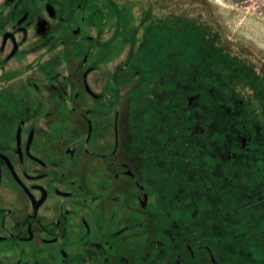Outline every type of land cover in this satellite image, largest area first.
<instances>
[{
  "label": "flooded vegetation",
  "instance_id": "flooded-vegetation-1",
  "mask_svg": "<svg viewBox=\"0 0 264 264\" xmlns=\"http://www.w3.org/2000/svg\"><path fill=\"white\" fill-rule=\"evenodd\" d=\"M151 9L128 33L117 0H0V264H264V112L205 62L174 97Z\"/></svg>",
  "mask_w": 264,
  "mask_h": 264
},
{
  "label": "rangeland",
  "instance_id": "rangeland-1",
  "mask_svg": "<svg viewBox=\"0 0 264 264\" xmlns=\"http://www.w3.org/2000/svg\"><path fill=\"white\" fill-rule=\"evenodd\" d=\"M124 6L126 15L135 16L134 20L129 23L128 33H130L135 24L140 22L138 7L141 11L152 7V17L156 20L161 19L167 27L171 26L173 43L166 41L156 43L157 46L148 45L145 47L150 52H158V57L154 61L157 64L159 72L169 66L174 71L172 77L173 95L182 101L185 94V88L182 86V72L188 68H193L195 64L203 62L209 66L202 69V76L206 85L216 86L222 94H229L233 97H241L248 104L245 110L255 115L260 124H263V112L261 108V98L264 91V22H255L243 17L241 13L231 8L234 0H117ZM171 7V9H170ZM171 13L172 16H166ZM113 22V21H112ZM165 26L164 24H162ZM142 24V32H143ZM161 30L163 37L166 29ZM141 35V33H138ZM139 39V38H138ZM134 46V47H133ZM132 47L137 48V44ZM129 44L126 43L122 50V55L128 52ZM121 49V48H120ZM153 50V51H151ZM171 53L170 59L166 54ZM212 55V56H209ZM206 56L207 59L203 60ZM146 63L150 64V62ZM134 64V61L132 62ZM152 64V63H151ZM172 65V66H171ZM148 68L147 65L143 66ZM168 68V69H169ZM164 72H162L163 74ZM145 74V73H144ZM157 77V93L159 101L164 103L165 98L161 95L169 82L164 78L165 75ZM248 75V76H247ZM145 82H151V77L145 75ZM153 79V78H152ZM144 82V83H145ZM259 82V85H258ZM143 83V84H144ZM142 90V101H148L150 92L155 89L144 85ZM162 89L160 90V88ZM152 89V91H149ZM126 98L124 99L122 116H130L129 103L135 93L134 82H128L124 86ZM258 91V95L255 92ZM259 91L261 93H259ZM225 98L227 103H232L230 98ZM206 100L211 101V94H205ZM244 97H247L246 99ZM130 98V99H129ZM184 99V98H183ZM185 100V99H184ZM183 100V101H184ZM254 106V108H253ZM210 118L205 120L208 122ZM178 121V120H175ZM128 123V119H126ZM181 130L178 127L174 130L173 135L178 136ZM179 141L183 137H179ZM125 146L129 148L128 144ZM132 146V145H131ZM130 146V147H131ZM191 150H197L199 147L191 146ZM196 148V149H195ZM208 182V181H207ZM209 183V182H208ZM210 184V183H209Z\"/></svg>",
  "mask_w": 264,
  "mask_h": 264
},
{
  "label": "built area",
  "instance_id": "built-area-1",
  "mask_svg": "<svg viewBox=\"0 0 264 264\" xmlns=\"http://www.w3.org/2000/svg\"><path fill=\"white\" fill-rule=\"evenodd\" d=\"M231 8L255 22H264V0H234Z\"/></svg>",
  "mask_w": 264,
  "mask_h": 264
}]
</instances>
